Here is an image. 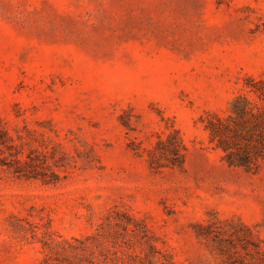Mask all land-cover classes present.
Segmentation results:
<instances>
[{
    "label": "rangeland",
    "instance_id": "rangeland-1",
    "mask_svg": "<svg viewBox=\"0 0 264 264\" xmlns=\"http://www.w3.org/2000/svg\"><path fill=\"white\" fill-rule=\"evenodd\" d=\"M249 77L264 0H0V264H264V164L202 122Z\"/></svg>",
    "mask_w": 264,
    "mask_h": 264
},
{
    "label": "trees",
    "instance_id": "trees-1",
    "mask_svg": "<svg viewBox=\"0 0 264 264\" xmlns=\"http://www.w3.org/2000/svg\"><path fill=\"white\" fill-rule=\"evenodd\" d=\"M202 122L209 143L223 153L222 161L228 167L257 172L264 164V80L247 78L245 87L233 96L223 115L207 114ZM147 153L153 170L182 169L188 148L180 132L173 130L165 138L158 136ZM16 163L20 169L16 173L24 172V166L29 165L19 159ZM257 253L261 254L259 250Z\"/></svg>",
    "mask_w": 264,
    "mask_h": 264
}]
</instances>
